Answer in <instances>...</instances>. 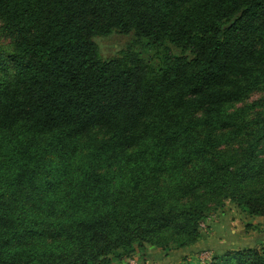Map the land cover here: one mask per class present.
Listing matches in <instances>:
<instances>
[{"label":"trees","instance_id":"trees-1","mask_svg":"<svg viewBox=\"0 0 264 264\" xmlns=\"http://www.w3.org/2000/svg\"><path fill=\"white\" fill-rule=\"evenodd\" d=\"M115 32L181 53L102 61ZM0 39V264H126L225 202L264 217V0H0Z\"/></svg>","mask_w":264,"mask_h":264},{"label":"rangeland","instance_id":"rangeland-1","mask_svg":"<svg viewBox=\"0 0 264 264\" xmlns=\"http://www.w3.org/2000/svg\"><path fill=\"white\" fill-rule=\"evenodd\" d=\"M98 58L102 61L121 57L122 53L140 58L154 69L162 63L166 53L180 54L172 46L166 50L151 46L145 39H137L134 34L112 33L106 37H95ZM0 39V44L6 45ZM258 94L250 97L247 103L255 101ZM264 246V217H249L230 202L210 213L201 224L199 241L190 248L160 250L145 247L126 260V264H205L210 258L226 250L244 247L260 249ZM120 264V263H113Z\"/></svg>","mask_w":264,"mask_h":264}]
</instances>
